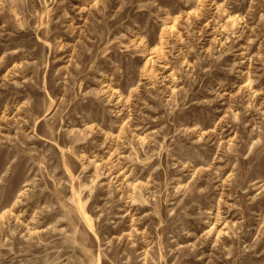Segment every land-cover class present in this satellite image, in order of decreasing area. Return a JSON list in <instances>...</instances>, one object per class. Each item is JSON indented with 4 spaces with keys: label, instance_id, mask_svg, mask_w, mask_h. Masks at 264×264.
<instances>
[{
    "label": "rangeland",
    "instance_id": "1",
    "mask_svg": "<svg viewBox=\"0 0 264 264\" xmlns=\"http://www.w3.org/2000/svg\"><path fill=\"white\" fill-rule=\"evenodd\" d=\"M0 264H264V0H0Z\"/></svg>",
    "mask_w": 264,
    "mask_h": 264
}]
</instances>
